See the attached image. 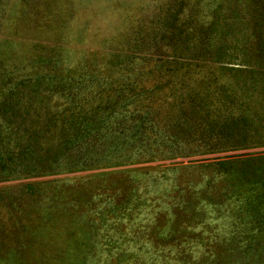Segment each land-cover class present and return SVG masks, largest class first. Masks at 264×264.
Returning <instances> with one entry per match:
<instances>
[{"label": "rangeland", "instance_id": "rangeland-1", "mask_svg": "<svg viewBox=\"0 0 264 264\" xmlns=\"http://www.w3.org/2000/svg\"><path fill=\"white\" fill-rule=\"evenodd\" d=\"M0 264H264V0H0Z\"/></svg>", "mask_w": 264, "mask_h": 264}, {"label": "trees", "instance_id": "trees-1", "mask_svg": "<svg viewBox=\"0 0 264 264\" xmlns=\"http://www.w3.org/2000/svg\"><path fill=\"white\" fill-rule=\"evenodd\" d=\"M192 60L197 61L198 59L193 58ZM245 63H246L245 59L236 63V65H238V67H240L242 74H246V68L241 67V65H243ZM231 95L234 96V94H231ZM249 128H250V123L248 121L242 119V118H238V119H235L234 117L227 118V119H224V121H222L221 126L219 127V129L216 133V137L220 141H222L225 144H227L228 146H230L239 140H245L244 139L245 137H243L241 139H235L232 137L244 135V132H248ZM241 130L243 132H241ZM221 148H227V147H221ZM228 148H233V147H228Z\"/></svg>", "mask_w": 264, "mask_h": 264}]
</instances>
